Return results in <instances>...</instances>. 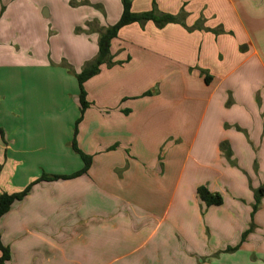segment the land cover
Listing matches in <instances>:
<instances>
[{"label":"crops","instance_id":"0c3cea01","mask_svg":"<svg viewBox=\"0 0 264 264\" xmlns=\"http://www.w3.org/2000/svg\"><path fill=\"white\" fill-rule=\"evenodd\" d=\"M155 1L201 28L121 29L115 64L85 82L76 142L90 168L34 184L1 217L7 264H264V0ZM122 12L0 0V193L82 170L80 85L59 63L80 72ZM202 185L223 202L207 205Z\"/></svg>","mask_w":264,"mask_h":264},{"label":"trees","instance_id":"16d2710c","mask_svg":"<svg viewBox=\"0 0 264 264\" xmlns=\"http://www.w3.org/2000/svg\"><path fill=\"white\" fill-rule=\"evenodd\" d=\"M123 5V12L122 16L119 18V20L111 26H106L100 29V36L98 38V55H96L94 61L90 62L89 66H86L80 73L76 74V77L78 79L81 93L79 94L80 103L82 106V114H84L85 109L88 108L89 102H88V96H87V90L85 89V82L89 80L94 75H97L102 68L103 64L108 65V67L113 66L115 63L112 61V42L115 38L119 36V33L123 27L126 25H131L134 23H139L141 26H145L146 22L152 21L156 26L159 28L164 27L167 23H178L183 26H185L187 29L192 30L193 28H201L197 24V26H194L192 28L187 27L183 17L179 15L170 14L168 12H162L157 8L156 1L153 0L152 3V9L150 11H143V12H134L132 10V0H121ZM81 114V116H82ZM81 117L79 118V120ZM2 129L0 128V133H2ZM73 148L79 152L81 155L83 161H84V167L81 171L76 172L72 175L66 176H53V177H47L46 175H42L38 180L33 182L29 187L25 188L23 191L16 192V193H7L2 192L0 193V219L1 217L7 213L11 208L12 205L16 202L21 200L25 195L28 194L29 191H31L34 184H36L39 181L42 180H54L59 178H73L75 176H78L82 173H87L92 158L91 156L86 155L77 145L76 142V136L73 140ZM198 193L200 198L207 204V205H220L222 201V194L219 192H212L210 189H208L205 186H200L198 188ZM264 196V186L260 187L257 191L256 199L257 201L260 200V197ZM257 208V205L254 207V209ZM10 248L5 245L2 235L0 233V264H7L9 260L11 259V253Z\"/></svg>","mask_w":264,"mask_h":264},{"label":"rangeland","instance_id":"374dc122","mask_svg":"<svg viewBox=\"0 0 264 264\" xmlns=\"http://www.w3.org/2000/svg\"><path fill=\"white\" fill-rule=\"evenodd\" d=\"M85 3H87V4H90V2L89 1H87V2H85ZM44 10V9H43ZM42 10V12H43V14H45L44 13V11ZM46 18H49V17H45V19ZM87 26H89V31L90 30H92V27L89 25V23L87 24ZM48 27H49V35H47V45L49 46L50 44H51V35H52V30H51V24L49 23L48 24ZM77 30V32H87V29L86 28H83V27H79V28H77L76 29ZM97 32H98V30H97ZM99 33V32H98ZM99 36H100V33H99ZM65 58V59H64ZM68 57H63V59H61V61H60V63H59V65L60 66H62V68H64V69H67V71H68V73L70 74V75H73L76 79H77V77H76V74L77 73H80L86 66H89V64H90V62H92V61H94V59L92 60V61H87L86 63H85V65L83 66V68L81 69V71L80 72H78V71H75V69H74V67H73V65L72 64H70L69 63V61H68ZM53 65V64H52ZM54 66V65H53ZM78 80V79H77ZM84 86H85V84H84ZM86 89V88H85ZM152 92H153V89H152ZM80 93H81V90H80ZM88 102H89V105L91 104V102L89 101V98H88ZM79 103H80V99H79ZM80 105H81V103H80ZM87 109V108H86ZM85 109V110H86ZM81 114H82V106H81ZM81 114H79V117H78V119L76 120V122H75V126H74V133H73V138H72V142H71V146L73 147V140H74V138H75V136H77V133H78V131H79V128H78V126H79V123L81 122V119L79 120V118L81 117ZM0 128L2 129V127H1V125H0ZM81 156V155H80ZM82 158V157H81ZM83 160V159H82ZM84 162V161H83ZM40 182V181H39ZM38 183V182H37ZM34 186V185H33Z\"/></svg>","mask_w":264,"mask_h":264}]
</instances>
